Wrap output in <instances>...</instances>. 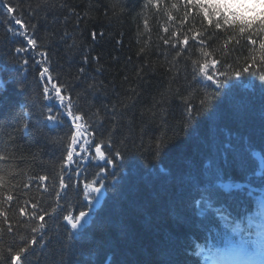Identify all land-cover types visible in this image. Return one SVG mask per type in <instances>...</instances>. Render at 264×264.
Segmentation results:
<instances>
[{"label":"trees","instance_id":"16d2710c","mask_svg":"<svg viewBox=\"0 0 264 264\" xmlns=\"http://www.w3.org/2000/svg\"><path fill=\"white\" fill-rule=\"evenodd\" d=\"M10 4L16 6L13 14L0 5V264H11V255L33 235L37 243L22 264H204L211 240L196 256L193 239L218 233L212 218H201L193 205L211 171L207 166L222 164L225 179L243 181L257 167L249 150L264 153V81L258 76L264 71V32L217 30L216 17L209 26L201 8L187 0ZM14 19H22L36 48L17 34L24 29ZM185 36L187 45L181 43ZM212 59L220 61L209 67L214 79H224L220 71L231 76L249 65L256 75L217 89L198 72L199 63ZM45 67L49 71L41 77ZM49 75L66 97L64 106L54 99ZM68 98L83 127L75 163L65 168L76 131L67 116ZM158 138L166 143L159 156ZM97 143L113 165L99 161ZM61 176L67 189L60 188ZM93 181L104 185L100 202L82 233L70 235L62 217L87 210L83 184ZM219 197L230 211H243L238 194Z\"/></svg>","mask_w":264,"mask_h":264},{"label":"snow or ice","instance_id":"6c2138e0","mask_svg":"<svg viewBox=\"0 0 264 264\" xmlns=\"http://www.w3.org/2000/svg\"><path fill=\"white\" fill-rule=\"evenodd\" d=\"M187 3L192 4L194 7H199L204 13V19L209 26L213 25L212 17L215 16L214 27L219 30L222 27L229 26L233 28V31L238 29L239 34H244L254 28H258L260 32H264V0H230V2L219 3L213 2V0H187ZM0 5L6 9V13L13 14L15 12V7L10 4V0H0ZM259 9V11L257 10ZM251 13V15H248ZM14 18V17H13ZM15 24L20 25L22 32L17 34L23 36L27 42V45L31 48H36L37 41L31 36L27 35V29L25 27L22 19H14ZM199 33L195 34V38L199 37ZM95 37V34H93ZM167 43V41H165ZM183 45L188 44V37L185 36ZM201 43H203L201 41ZM238 43V41H237ZM248 43L250 45H255L256 40L252 39L251 36L248 37ZM259 49L261 50L260 60L264 61V41L259 44ZM17 52L25 51L24 48H17ZM42 55H44L42 53ZM205 57L210 56L211 53L204 52ZM255 57H253V61ZM27 64V60L23 61ZM196 64V61H193ZM220 64L219 60L212 59L211 64L207 61L199 63L198 72L204 78L205 81H211L212 84L216 86L217 89L224 87L225 83L229 80L235 78L240 79L245 74H251L253 76L256 73H249V68L251 65L243 67V69H236L231 76L227 72L220 71L218 75L224 77V79H214V74H209V67L216 69L217 65ZM231 67V65H229ZM49 69L47 67L43 68L40 72V76L43 77L47 74ZM83 71V69H81ZM259 79L264 81V71H260ZM48 82L51 84V91L54 92V99H56L62 106L66 97L61 94L62 89L57 83L52 82V77L48 76ZM45 98H49V88H44ZM216 95H219L217 92ZM67 108V116L73 121L75 132L72 133L70 138V143L67 145V153L64 162V167L67 168L69 164L74 162V146L77 144V137L80 135V130L83 127L79 121L83 120V116L80 114H74L72 111V104L70 98ZM201 105L206 106V100H201ZM189 113V118H191V113L193 111L191 105L187 109ZM46 119L50 122H57V117L48 115ZM110 146V142H109ZM166 143L163 139L158 138L156 141V155L159 156L162 153L163 148ZM95 154L99 161H106L108 165H113L114 160L111 156L106 155L104 151L101 150V144L97 143L95 145ZM79 155V153H77ZM248 156L252 161L257 162L256 170L250 172L246 175L243 181L233 180L231 177L225 179L223 174L222 164H217L213 166L211 163L207 166L211 169L210 172L206 174L205 180L206 184L204 187L198 189L200 195L194 200L193 205L197 209V214L207 220L209 217L215 222L218 229H223L226 231L229 237V243L232 246V253L230 257H226L219 262V264H264V153L258 150H249ZM116 158H122L120 152L115 153ZM5 159L3 155H0V160ZM103 167L101 171H103ZM80 173L77 172V176ZM3 176H0V181H3ZM41 181L45 180V176H40ZM71 180V176H69ZM201 183L202 181H197ZM69 184L65 182L63 176L60 177V188L67 189ZM104 185L100 184L96 186V182L83 184V196L87 202V210L79 211L78 215H73L71 212L63 215L62 219L70 226V235L75 236L76 234H81L82 230L86 228L89 223V217L94 211V206L98 204L99 195L102 193ZM223 193L229 199H233L237 196L243 200V211L233 212L225 211L227 205L225 203H220L219 194ZM95 194V195H94ZM59 196V193L57 194ZM12 197L9 196L8 200ZM33 209L36 205H32ZM21 214H24V209L22 208ZM40 221H44V215L39 216ZM223 221V225L220 222ZM43 227L41 224L39 227H33L31 231L36 233ZM37 243L35 235L32 236L31 240L27 242L26 246L20 247L18 251L11 255V264H22V256L27 253L31 245ZM208 243V237L205 236L203 240L193 239L192 253L193 255L199 256L201 250L206 247ZM0 259H3L0 256Z\"/></svg>","mask_w":264,"mask_h":264}]
</instances>
